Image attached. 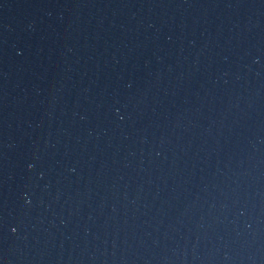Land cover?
<instances>
[{
  "label": "water",
  "instance_id": "1",
  "mask_svg": "<svg viewBox=\"0 0 264 264\" xmlns=\"http://www.w3.org/2000/svg\"><path fill=\"white\" fill-rule=\"evenodd\" d=\"M0 264H264V0H0Z\"/></svg>",
  "mask_w": 264,
  "mask_h": 264
}]
</instances>
